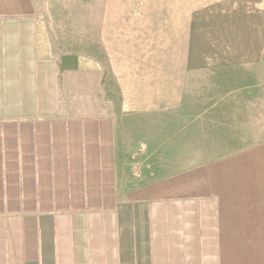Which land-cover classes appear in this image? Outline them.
I'll return each instance as SVG.
<instances>
[{
	"label": "crops",
	"instance_id": "0c3cea01",
	"mask_svg": "<svg viewBox=\"0 0 264 264\" xmlns=\"http://www.w3.org/2000/svg\"><path fill=\"white\" fill-rule=\"evenodd\" d=\"M260 122L264 0H0V264H264Z\"/></svg>",
	"mask_w": 264,
	"mask_h": 264
},
{
	"label": "rangeland",
	"instance_id": "374dc122",
	"mask_svg": "<svg viewBox=\"0 0 264 264\" xmlns=\"http://www.w3.org/2000/svg\"><path fill=\"white\" fill-rule=\"evenodd\" d=\"M38 4H41V6L43 7V5L45 4V0H38ZM201 111L197 110L196 113L195 112L194 113L184 112V114L183 112H181L180 114L176 115V118L179 117L178 119L179 123L178 124H176L177 122L174 123L176 124L174 126L182 127L184 126L183 123L185 121H189L190 123V119L188 118H191V117L198 118L200 116V119L198 118L199 121L194 124L196 126V129L192 128V130L190 131L192 134V137L190 138L192 140V144L190 145L187 144L189 143V137H188L189 130L188 128L184 127L183 129L180 130V134L178 135L179 137L171 139L170 137L166 136L164 138L166 139L164 142L165 144L162 146H158V148L161 147V150L164 149L165 156L167 157V158H164V160L159 162V164H161V168L162 167L163 168L165 167L164 169L167 168L165 172H172V171L184 169L191 165L203 163V160H201L200 158L203 157V151L206 146L201 143L202 141L201 137L203 136L204 132L208 131L209 128L206 129L207 127H204L205 119L204 120L202 119L203 114ZM176 118H174V120ZM164 120H165L164 121L165 124L170 125L169 127H171L172 124H171L170 118L168 119L165 118ZM249 124L252 125V123H249ZM258 124L260 125V127L258 128H255L254 126L255 124H253L252 128H244L240 132L238 131V133L241 134L238 137V139L237 140L233 138L227 139L226 145H224L225 147L223 146L222 150L226 152L233 151V150L240 149L242 147L249 146L258 141H263L264 140V122H260ZM250 125L248 126L250 127ZM165 133H168V132H165ZM169 133H172V132L170 131ZM166 141H169V143H167ZM152 147L153 149L155 148L154 146ZM134 166H136L135 169L133 168ZM132 168H133L132 169L133 173H139L140 169H138L137 164L136 165L133 164Z\"/></svg>",
	"mask_w": 264,
	"mask_h": 264
}]
</instances>
